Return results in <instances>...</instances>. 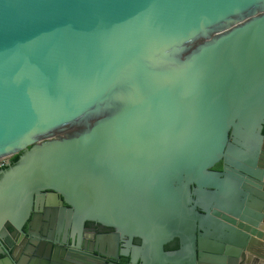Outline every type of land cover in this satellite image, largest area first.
<instances>
[{
	"label": "water",
	"instance_id": "1",
	"mask_svg": "<svg viewBox=\"0 0 264 264\" xmlns=\"http://www.w3.org/2000/svg\"><path fill=\"white\" fill-rule=\"evenodd\" d=\"M263 126L264 0H0V238L46 196L138 264H264Z\"/></svg>",
	"mask_w": 264,
	"mask_h": 264
},
{
	"label": "flooded vegetation",
	"instance_id": "2",
	"mask_svg": "<svg viewBox=\"0 0 264 264\" xmlns=\"http://www.w3.org/2000/svg\"><path fill=\"white\" fill-rule=\"evenodd\" d=\"M213 169L220 170L221 163ZM46 199L44 196L34 203L21 233H14L16 243L8 236L0 238V264H138L133 246L140 241L134 238L129 241L115 229L96 221H85L81 226L71 221L67 225L66 218L54 212Z\"/></svg>",
	"mask_w": 264,
	"mask_h": 264
},
{
	"label": "trees",
	"instance_id": "3",
	"mask_svg": "<svg viewBox=\"0 0 264 264\" xmlns=\"http://www.w3.org/2000/svg\"><path fill=\"white\" fill-rule=\"evenodd\" d=\"M217 168V167H216ZM178 247L177 239H174L172 242H169L165 245V249H174Z\"/></svg>",
	"mask_w": 264,
	"mask_h": 264
}]
</instances>
